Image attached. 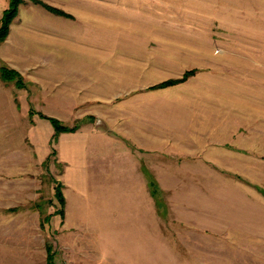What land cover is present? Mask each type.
Listing matches in <instances>:
<instances>
[{
    "label": "rangeland",
    "instance_id": "obj_1",
    "mask_svg": "<svg viewBox=\"0 0 264 264\" xmlns=\"http://www.w3.org/2000/svg\"><path fill=\"white\" fill-rule=\"evenodd\" d=\"M36 1L72 19L0 57V264H264V0H95L89 38ZM93 146L147 182L77 183Z\"/></svg>",
    "mask_w": 264,
    "mask_h": 264
},
{
    "label": "crops",
    "instance_id": "obj_2",
    "mask_svg": "<svg viewBox=\"0 0 264 264\" xmlns=\"http://www.w3.org/2000/svg\"><path fill=\"white\" fill-rule=\"evenodd\" d=\"M44 1L48 2L49 4H50V1L52 3V0H48V1L44 0ZM66 1H68V0H66ZM69 1H72V0H69ZM78 2L82 3V6L84 7L83 10H85L83 12L86 13V14H84L83 12H81V13H79V15H81L80 16L81 19H84V20H81L80 22H83L85 25L89 26V27H87V29H85V27L83 28V32H85L87 34L86 35L87 38H89L90 36L88 34V31H89L90 27L91 26L94 27V25H93L94 23L105 24V19L103 17V19H97L96 20L95 15H94V12L96 11L95 0H79ZM104 2H106V1H104ZM104 2L102 3L103 6L98 8L99 10L97 11V13L100 11L103 15L108 14V16H110L111 7H109V4L108 5L106 4V6H105ZM126 2H127L126 0H120V2L118 1V8L121 6V7H124L127 11L126 16L120 15L119 13H118V16H119V19H122L123 21L128 22V20H131L130 16L132 14V11H130L126 8ZM60 4L58 5V2H56L54 4L52 3V6L58 8V10H60L64 13L68 14V11L65 7L66 4L65 3L63 4V2H61ZM7 6H8V2L6 0H0V16H1L2 12L7 8ZM23 6L24 5L19 7L18 15L14 19L13 24L10 26V33L8 35V38L5 41V43L2 44V46L0 47V57H2V58L5 55L10 56V55H12V53H14L15 55H18L17 53H18V51H20V49L15 47L16 46L15 42H17L20 39H26L27 34L31 33V31H34V30L40 31L42 29L47 30L46 27L45 28L43 27L44 24L46 23V21L52 20L55 24L56 23L60 24V21H62V19H64L62 17H56V16L54 17L53 15L48 14L40 6H38V7L41 11L39 9H34L35 7H31L32 9L30 8V10H27V16H23V13H22V12H24ZM103 9H104V11H103ZM39 11L43 15H40V14L36 15V13H38ZM69 21H72V20H69ZM155 130L157 133V128ZM143 131H147V136L149 134H150V136H153V130L152 129H148L145 127L143 129ZM88 135L90 137L89 139L92 138L93 144H94L97 141L98 133H94V134L88 133ZM103 140H105V139H103ZM149 142L151 143V147L148 146V149L146 152L150 151L152 153L153 152L152 138H150ZM90 148H92V151L87 153V156L84 155L83 152H80V151L78 152V149H76L74 152V153H76V155L77 154L81 155V159L78 161L79 169H81V172H80V177H79L77 183L89 181L90 179L97 180V179H105L106 177L109 178V177H118V176L119 177L123 176V178H125V179H126V177H130L131 178L130 182H136V179L139 176H135L136 175L135 171H133L135 164H132V163L129 164L127 162L122 163L121 165L118 164V167L115 168L116 169L115 171H112V172L107 171L106 172V171L102 170L101 163L107 155H105V153L103 151H99L98 148L95 146L90 147ZM143 150H145V149H143ZM124 152H127L126 149L124 150ZM146 159H147V166H150L151 168H153V166L151 165L152 162H151V164L148 163V155L146 156ZM129 161H130V159H129ZM131 161H133V160H131ZM147 172L148 171H145V172L143 171L144 174H142L143 176H145L144 177L145 179L147 178V175H148ZM117 173H119V174H117ZM142 175H140V177ZM141 178H143V177H141ZM141 178H140V181L143 180ZM142 182L146 183L147 180H143Z\"/></svg>",
    "mask_w": 264,
    "mask_h": 264
},
{
    "label": "trees",
    "instance_id": "obj_3",
    "mask_svg": "<svg viewBox=\"0 0 264 264\" xmlns=\"http://www.w3.org/2000/svg\"><path fill=\"white\" fill-rule=\"evenodd\" d=\"M8 1V9L3 13L2 16V20L0 23V45L2 42H4V40L6 39V37L8 36V32H9V27L13 21V19L16 17L17 12H18V7L23 3V0H7ZM32 1L34 4L41 6L42 8H44L45 10L60 16V17H64L67 19H72L71 16H69L68 14L59 11L57 9H53L52 7H49L46 4H43L41 2H38L36 0H30ZM195 72L194 71H190L184 74V76L179 79V80H170V81H166L160 85L155 86L154 88H166V87H171L177 84H181L183 82H185L188 78H190L191 76H194ZM14 78H19V75L14 72L11 71L9 69H4L1 73V78L4 81H12ZM51 125L55 131L56 136L59 134H66V133H75L78 130V127H73L71 129H67L64 126L60 125L57 121L52 120L50 121ZM56 197L58 199V201L60 202L61 205H64V200H63V196L60 193L56 194ZM48 264H53V257L52 255L48 256Z\"/></svg>",
    "mask_w": 264,
    "mask_h": 264
},
{
    "label": "built area",
    "instance_id": "obj_4",
    "mask_svg": "<svg viewBox=\"0 0 264 264\" xmlns=\"http://www.w3.org/2000/svg\"><path fill=\"white\" fill-rule=\"evenodd\" d=\"M54 264H63V263H59V262H57V261H54Z\"/></svg>",
    "mask_w": 264,
    "mask_h": 264
}]
</instances>
